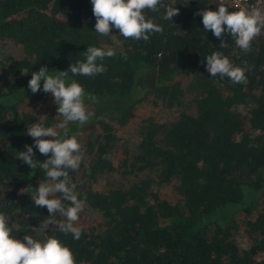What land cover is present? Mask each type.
Returning a JSON list of instances; mask_svg holds the SVG:
<instances>
[{
    "label": "trees",
    "instance_id": "16d2710c",
    "mask_svg": "<svg viewBox=\"0 0 264 264\" xmlns=\"http://www.w3.org/2000/svg\"><path fill=\"white\" fill-rule=\"evenodd\" d=\"M172 5L179 9L173 20L163 19V0L159 11H146L163 33L145 42L125 39L115 28L108 36L95 32L91 0H0V43L10 40L21 49L19 56H0V213L16 239L54 235L71 249L76 264H264V29L247 54L228 34V47L221 49V40L195 14L215 11L218 3ZM88 45L111 47L116 55L104 60L106 71L95 77L69 71L98 98L85 100L92 113L87 124L66 125L70 136L87 127L81 141L86 159L69 175L84 208L98 215L97 223L80 226L77 240L55 223L41 231L44 220L63 218L35 205L32 192L46 177L17 154L34 145L27 129L36 122L21 104L47 94L43 80L37 93L28 88L32 72L41 66L53 75L68 70L84 59ZM213 51L235 65L247 60V84L210 76L206 56ZM146 70L152 85H139L136 78ZM148 95L155 105L180 110L171 119L140 117L136 140L129 142L115 126L132 119L134 105ZM53 122L63 119L50 111L39 123ZM33 151L36 160L48 158L34 146ZM111 173L125 180L104 190L93 187ZM170 180L178 195L173 201L150 189ZM235 213L242 214L240 220ZM237 232L246 237L245 246L236 242Z\"/></svg>",
    "mask_w": 264,
    "mask_h": 264
},
{
    "label": "clouds",
    "instance_id": "9594fccd",
    "mask_svg": "<svg viewBox=\"0 0 264 264\" xmlns=\"http://www.w3.org/2000/svg\"><path fill=\"white\" fill-rule=\"evenodd\" d=\"M91 3L96 18L95 32L101 36L110 35L115 28L125 39L147 42L152 33H163L162 26L145 15L146 11H159L162 0H91ZM178 14V8L167 6L163 19L173 20ZM195 14L202 16L205 31H211L221 40V49L228 47L224 40L225 34H228L235 45L247 54L252 50L253 40L264 29V9L256 6L229 11L221 0L217 10L204 9ZM115 55L116 51L111 47L88 45L83 52L84 59L70 64L68 70L53 75L46 66H41L38 71L32 72L28 81V88L35 94L41 90L40 82L43 80V91L51 93L58 106L57 116L63 118V122L56 127H45L43 123L29 125L27 135L33 138L34 145L26 144V150L17 154L24 164L32 169L39 167L46 177L32 192L35 205L46 207L49 217L58 213L63 218L60 221L44 220L40 225L41 231L45 232L50 224L55 223L62 233H70L74 239L78 240L82 234L77 221L84 208V200L80 198L77 184L69 171H77L86 158L81 144L75 135H69L66 125L68 122L87 124L92 113L87 111L85 100L98 103V98L86 93L76 79L69 77V71L72 76L95 77L106 71L104 60ZM242 65H235L222 51H213L206 56L205 66L210 76L227 77L233 83L247 84L245 73L250 66L247 60ZM27 72L22 71L23 74ZM58 128L63 132H59ZM33 146L48 158L44 161L34 159ZM11 232L7 216L0 213V264H76L71 249L54 235L43 240L25 235L23 240H19Z\"/></svg>",
    "mask_w": 264,
    "mask_h": 264
},
{
    "label": "rangeland",
    "instance_id": "374dc122",
    "mask_svg": "<svg viewBox=\"0 0 264 264\" xmlns=\"http://www.w3.org/2000/svg\"><path fill=\"white\" fill-rule=\"evenodd\" d=\"M116 43V42H114ZM9 53L12 56H19L21 54V49L19 45L13 43L10 40H4L0 43V56L6 55ZM188 77H184L183 79H187ZM153 74L149 71H144L139 74L136 78L139 85H152ZM87 111L91 109L90 104H85ZM21 107L32 111L35 113L36 122L39 123L43 117V114L46 112H52L53 116L57 119H63L60 116H57V105L54 103V98L51 93H47L46 96L42 99H39L36 102H24L21 104ZM180 110V107H163L161 105H155L151 99V95L146 96L145 99L140 100L137 102L133 107L134 117L127 122L115 126L116 132L127 141L134 142L136 140V126L137 120L140 117L145 115H151L156 119H171L175 117L176 113ZM59 123L53 122L51 127H56ZM96 127V126H95ZM96 128H93V130ZM87 127L81 129V131L73 133L75 135L78 142L81 144L82 135L86 132ZM118 155V151L115 153V157ZM125 179L118 175L117 173L106 174L98 177L93 183V187L96 189L104 190L106 188L119 185ZM175 180H170L164 183H152L151 190L156 191L159 197H163L167 200L173 201L175 200L178 195L175 190ZM235 216L238 220L241 219V213H235ZM98 215L87 208H83V210L79 213V220L77 221V225H93L97 223ZM236 242L240 246H245L247 239L246 237L237 232L234 235Z\"/></svg>",
    "mask_w": 264,
    "mask_h": 264
},
{
    "label": "built area",
    "instance_id": "2783aa9c",
    "mask_svg": "<svg viewBox=\"0 0 264 264\" xmlns=\"http://www.w3.org/2000/svg\"><path fill=\"white\" fill-rule=\"evenodd\" d=\"M175 0H163V4L171 6ZM216 3H220L221 0H214ZM229 11H235L239 8H251L252 6L264 9V0H223Z\"/></svg>",
    "mask_w": 264,
    "mask_h": 264
},
{
    "label": "crops",
    "instance_id": "0c3cea01",
    "mask_svg": "<svg viewBox=\"0 0 264 264\" xmlns=\"http://www.w3.org/2000/svg\"><path fill=\"white\" fill-rule=\"evenodd\" d=\"M152 82H153V79H152Z\"/></svg>",
    "mask_w": 264,
    "mask_h": 264
}]
</instances>
